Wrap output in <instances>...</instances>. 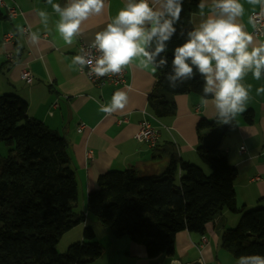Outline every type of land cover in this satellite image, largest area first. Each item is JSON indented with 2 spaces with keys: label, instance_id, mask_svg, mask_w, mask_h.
Instances as JSON below:
<instances>
[{
  "label": "clouds",
  "instance_id": "clouds-1",
  "mask_svg": "<svg viewBox=\"0 0 264 264\" xmlns=\"http://www.w3.org/2000/svg\"><path fill=\"white\" fill-rule=\"evenodd\" d=\"M253 9L259 7L264 16V0H246ZM58 19L55 30L66 45H72L81 35L82 25L91 17L103 14L106 0H66L64 6L46 0ZM184 0H126L124 6L102 30L95 33L91 47L95 57L77 54L70 67L80 71L88 68V75L96 78L112 77L135 68L152 74L168 69L165 79L176 89L188 81H201L200 107L214 110V119L230 125L247 110L251 85L246 77L259 81L264 78V42H255L245 30L241 19L245 6L241 0H200L197 5L202 17L197 26L179 30ZM41 24L47 28L49 13L38 11ZM249 24L256 23L249 17ZM23 35L25 29L18 26ZM182 42L164 55L173 37ZM33 45L40 42L38 32H29ZM83 52V49H81ZM264 93V86L256 89ZM99 103V102H98ZM128 104V94L115 91L99 111L111 115ZM238 264H264V256L242 255Z\"/></svg>",
  "mask_w": 264,
  "mask_h": 264
}]
</instances>
